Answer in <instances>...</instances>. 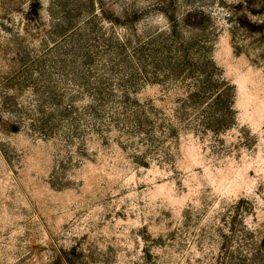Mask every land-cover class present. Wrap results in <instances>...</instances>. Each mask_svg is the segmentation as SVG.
Returning <instances> with one entry per match:
<instances>
[{
  "label": "rangeland",
  "instance_id": "1",
  "mask_svg": "<svg viewBox=\"0 0 264 264\" xmlns=\"http://www.w3.org/2000/svg\"><path fill=\"white\" fill-rule=\"evenodd\" d=\"M0 264H264V0H0Z\"/></svg>",
  "mask_w": 264,
  "mask_h": 264
}]
</instances>
